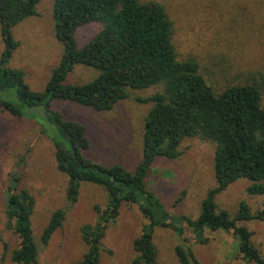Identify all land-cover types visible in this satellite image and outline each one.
Here are the masks:
<instances>
[{
    "label": "trees",
    "instance_id": "1",
    "mask_svg": "<svg viewBox=\"0 0 264 264\" xmlns=\"http://www.w3.org/2000/svg\"><path fill=\"white\" fill-rule=\"evenodd\" d=\"M41 1L0 0V35L4 43L0 92L15 89L18 94V101L0 96V105L14 116L33 119L52 142L57 168L68 178L65 196L70 206L78 201L83 183L102 186L107 192L106 207H96V223L81 227L87 251L75 264H101L106 230L126 203L137 205L148 220L134 239L136 255L130 264H159L156 229L169 227L183 237L184 223L201 244L209 241L207 231L232 232L243 259L264 264V256L252 241L253 232L241 224L264 221V204L252 211L243 200L232 216L217 202L219 194L241 179L250 182L248 194L264 196V76L218 90L206 79L195 58L179 59L174 21L159 1L54 0L55 32L63 45V54L44 88L34 90L27 83L24 70L10 63L19 48L14 28L36 15ZM87 24L101 27L80 47L76 30ZM77 65L90 67L97 75L85 83H69L68 76ZM152 86L161 90L138 98L140 102L152 101L153 106L145 117L143 157L134 170L120 163L104 165L86 156L91 145L86 127L53 108L55 102H68L109 111L129 98L132 90ZM188 137L215 144V185L207 191L196 218L170 214L146 182L155 160L179 157V147ZM17 180H13L6 205L8 225L20 240L11 260L35 264L39 247L31 217L36 199L26 188L17 190ZM66 215L63 208L53 212L41 235L42 243L49 242ZM184 242L175 247L179 264H202Z\"/></svg>",
    "mask_w": 264,
    "mask_h": 264
},
{
    "label": "rangeland",
    "instance_id": "2",
    "mask_svg": "<svg viewBox=\"0 0 264 264\" xmlns=\"http://www.w3.org/2000/svg\"><path fill=\"white\" fill-rule=\"evenodd\" d=\"M161 2L174 21V42L179 59L195 58L200 70L218 90L229 84L259 80L264 76V0H156ZM54 0H42L37 14L14 28L19 42L10 65L25 72L27 83L42 90L52 71L60 63L63 45L55 32ZM100 24H87L76 30L79 46L89 42L100 30ZM4 43L0 35V55ZM97 71L77 65L68 76L69 83L92 80ZM161 90L158 86L132 90L129 98L112 110L95 111L68 102H55L53 108L67 119L82 123L91 141L86 156L104 164H123L134 170L143 157L145 117L153 102H140ZM4 99L18 101L15 89L0 92ZM264 106V96L262 100ZM175 159L158 157L146 178L147 186L173 216L199 215L207 191L215 185V144L199 137L183 140ZM17 190L28 189L36 204L31 220L39 247L35 264H75L87 251L81 227L98 219L97 206L108 203L106 190L99 185L83 183L78 201L69 205L65 196L68 178L56 165L52 142L41 133L33 119L17 117L0 105V264H17L12 251L19 247L17 233L8 225L6 205L14 178ZM250 182L241 179L218 195L221 209L234 216L241 201L252 211L264 204L263 195L248 194ZM67 210L62 226L47 244L41 235L53 212ZM148 220L138 206L126 203L118 218L111 222L103 239L101 264H130L136 255L134 239ZM252 232V241L264 256V221H243ZM183 237L169 227H158L154 241L159 264H179L175 254L178 243L190 245L202 264H254L239 254L232 232L207 231L208 243L194 240L186 223ZM7 246V247H6Z\"/></svg>",
    "mask_w": 264,
    "mask_h": 264
}]
</instances>
